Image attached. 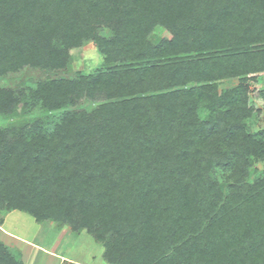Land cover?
<instances>
[{
  "label": "trees",
  "instance_id": "1",
  "mask_svg": "<svg viewBox=\"0 0 264 264\" xmlns=\"http://www.w3.org/2000/svg\"><path fill=\"white\" fill-rule=\"evenodd\" d=\"M0 16V74L61 68L86 41L102 57L29 94L96 107L66 110L51 129L0 128V215L77 218L109 264H264V173L253 167L264 135L244 121L245 76L264 71V0H0ZM157 25L171 35L154 43ZM228 77L238 83L218 93ZM10 101L0 88V113ZM0 264L24 263L0 242Z\"/></svg>",
  "mask_w": 264,
  "mask_h": 264
},
{
  "label": "rangeland",
  "instance_id": "2",
  "mask_svg": "<svg viewBox=\"0 0 264 264\" xmlns=\"http://www.w3.org/2000/svg\"><path fill=\"white\" fill-rule=\"evenodd\" d=\"M3 15L6 17L8 13ZM1 21L2 19L0 30H5ZM97 32L102 37L111 35L110 27L104 23L98 24ZM170 35L169 30L157 25L148 34V39L156 43L159 39L168 38ZM101 64V53L94 42L86 41L78 47L67 49L64 65L61 68L52 69L26 64L17 70L0 74V88L10 90L14 98L5 111L0 113V128L18 129L37 123L51 129L59 122L66 110L75 108L90 110L96 107L95 101L86 98L78 100L74 105L58 107H49L40 101L30 104L29 94L39 82L59 78L72 79L79 73L92 72ZM245 77H247L249 105L254 108L252 114L244 119L246 132L262 137L264 135V71L250 73ZM218 81L216 91L221 93L224 89L234 87L238 83V78L228 77ZM205 113V109L200 112L201 115ZM253 167L264 173V162H254ZM221 177L222 174L219 175V178ZM35 218L19 208H11L0 215V242L24 264H55V259L41 251L60 255L68 261L79 264H109L104 258V244L92 233L77 226V218H75L76 225L51 217L40 220Z\"/></svg>",
  "mask_w": 264,
  "mask_h": 264
},
{
  "label": "crops",
  "instance_id": "3",
  "mask_svg": "<svg viewBox=\"0 0 264 264\" xmlns=\"http://www.w3.org/2000/svg\"><path fill=\"white\" fill-rule=\"evenodd\" d=\"M41 252H43L44 254L50 256V258L55 259L56 260L55 264H68V263H65L66 261L67 262H74V261H71V260L68 261L67 259H65L64 257H62L60 255H56V254L53 255V254H50V253H46V251H41ZM74 263L79 264L77 262H74Z\"/></svg>",
  "mask_w": 264,
  "mask_h": 264
}]
</instances>
